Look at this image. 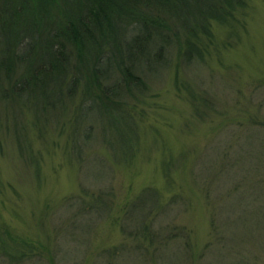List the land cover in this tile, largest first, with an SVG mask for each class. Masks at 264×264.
<instances>
[{"label": "rangeland", "instance_id": "1", "mask_svg": "<svg viewBox=\"0 0 264 264\" xmlns=\"http://www.w3.org/2000/svg\"><path fill=\"white\" fill-rule=\"evenodd\" d=\"M213 32L204 63L183 68L173 52L167 65L145 72L144 92L128 98L139 127L131 143L132 157L113 159L97 134L82 163L70 143L72 110L40 124L23 108L1 109L0 251L4 243H17L25 245L26 254H37L28 264H93L104 249L126 243L120 231L125 205L143 189L154 188L164 204H180L167 208V213L174 209L166 225L187 234L191 263L209 261L203 258L208 246H214L216 220L223 225L228 216L241 221L238 216L245 210L244 193L231 197L229 189L259 161L264 164V0H250L230 25L214 23ZM241 151L245 155L240 166L222 177L221 156L234 152L235 157ZM96 158L101 169L110 167L102 175L99 163H94L96 170L91 164L87 167ZM110 186L112 212L103 218L92 216L94 227L84 232L80 223L85 217H75L66 205L83 196L85 187L98 194ZM220 253L218 247L209 258ZM232 253L228 254L236 260ZM262 259L259 264H264ZM0 264H9L1 253Z\"/></svg>", "mask_w": 264, "mask_h": 264}, {"label": "trees", "instance_id": "2", "mask_svg": "<svg viewBox=\"0 0 264 264\" xmlns=\"http://www.w3.org/2000/svg\"><path fill=\"white\" fill-rule=\"evenodd\" d=\"M249 2L0 0V103H4L0 111L15 109V105L29 111L41 124L72 110L70 143L82 163L87 161L83 157L88 156L87 147L97 134L113 159L132 157L131 143L137 138L139 127L127 102L136 91L144 92L145 72L150 74L167 65L173 52L183 68L204 63L214 41L213 24L230 25ZM18 127L16 138L23 128L22 124ZM234 155L225 153L219 159L225 164H221L222 177L244 160V151L236 154V159ZM95 162L100 164L98 159L91 160L87 167L91 164L96 170ZM99 164V175L110 169L105 165L101 169ZM263 165L259 161L249 175L235 181L229 189L231 197L244 193L245 210L241 211L248 214L239 215L241 221L224 218L226 226L216 220L217 237L214 246L205 250L210 249L203 258L209 259L205 264L262 262ZM258 176L263 178L252 180ZM260 187L263 189L258 190ZM85 188L83 196L73 197L66 207L75 211V217H85L80 227L90 233L94 227L92 216L103 218L112 212L114 192L112 186L98 194ZM162 201L154 188H145L131 199L120 218L126 243L113 250L104 249L93 264H192L187 234L177 226L166 225L171 209L180 204L175 200L167 204ZM254 206L260 209L250 211ZM71 224L77 226L78 221ZM218 247L220 257L209 258ZM2 248L0 253L9 264H28L30 258L37 256L26 254L24 244L4 243ZM230 250L236 260L231 259Z\"/></svg>", "mask_w": 264, "mask_h": 264}]
</instances>
